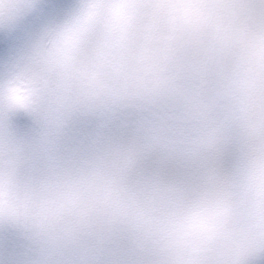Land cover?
Listing matches in <instances>:
<instances>
[{"label": "clouds", "instance_id": "9594fccd", "mask_svg": "<svg viewBox=\"0 0 264 264\" xmlns=\"http://www.w3.org/2000/svg\"><path fill=\"white\" fill-rule=\"evenodd\" d=\"M0 264H264V0H0Z\"/></svg>", "mask_w": 264, "mask_h": 264}]
</instances>
